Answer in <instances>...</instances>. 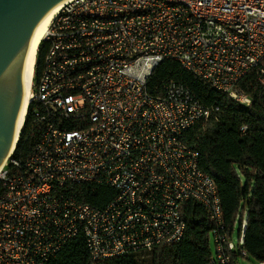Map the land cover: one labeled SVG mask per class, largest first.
<instances>
[{"label": "built area", "instance_id": "2783aa9c", "mask_svg": "<svg viewBox=\"0 0 264 264\" xmlns=\"http://www.w3.org/2000/svg\"><path fill=\"white\" fill-rule=\"evenodd\" d=\"M39 46L30 103L41 132L0 168V264H46L80 232L93 261L176 243L188 200L211 222L210 264H231L214 181L185 136L218 107L148 81L170 59L250 106L239 81L257 68L264 88V0H70ZM85 183L116 193L96 206Z\"/></svg>", "mask_w": 264, "mask_h": 264}, {"label": "trees", "instance_id": "16d2710c", "mask_svg": "<svg viewBox=\"0 0 264 264\" xmlns=\"http://www.w3.org/2000/svg\"><path fill=\"white\" fill-rule=\"evenodd\" d=\"M44 50L39 46L36 71ZM259 67H264V57ZM256 71L257 68L249 70L239 81V87L252 100L250 106L215 90L170 59L160 62L148 81V85L160 87L174 80L205 106L218 107L204 124L192 126L185 136L199 145L198 165L214 181L229 240L238 226L236 248L229 243L226 246L231 264H240V258L247 256L264 263V88L256 81ZM34 105H28L12 157L26 158L41 132L40 124L34 122ZM77 125L70 128H79ZM242 125L246 126L244 132L240 131ZM83 187V200L96 206H104L116 193L104 184L85 183ZM180 214L185 222L181 240L154 246L149 264H210L211 222L205 210L198 201L188 200L182 204ZM138 259V255L129 253L93 261L80 232L46 264H139Z\"/></svg>", "mask_w": 264, "mask_h": 264}, {"label": "water", "instance_id": "95a60500", "mask_svg": "<svg viewBox=\"0 0 264 264\" xmlns=\"http://www.w3.org/2000/svg\"><path fill=\"white\" fill-rule=\"evenodd\" d=\"M60 1L0 0V166L13 152L32 33L41 18Z\"/></svg>", "mask_w": 264, "mask_h": 264}, {"label": "bare ground", "instance_id": "6f19581e", "mask_svg": "<svg viewBox=\"0 0 264 264\" xmlns=\"http://www.w3.org/2000/svg\"><path fill=\"white\" fill-rule=\"evenodd\" d=\"M70 0H61L56 5H54L38 22L31 36V40L29 42L27 51H26V59H25V71H24V92L22 97V106L18 115V119L15 126V133L12 143L11 150H14L16 146V142L18 140L20 130L24 123V119L27 113L28 104L31 99V85L32 79L34 75V68L36 64V54L39 48V44L44 39V36L48 30V27L56 16V14L60 11L64 4L69 2ZM6 161V160H5ZM3 162V164L5 163ZM2 164V165H3ZM1 165V166H2ZM0 166V168H1Z\"/></svg>", "mask_w": 264, "mask_h": 264}, {"label": "rangeland", "instance_id": "374dc122", "mask_svg": "<svg viewBox=\"0 0 264 264\" xmlns=\"http://www.w3.org/2000/svg\"><path fill=\"white\" fill-rule=\"evenodd\" d=\"M238 244V226L234 229L231 239L229 241V245L232 249H235ZM210 249L213 252V243L210 239ZM151 251H145V252H140L138 254V263L139 264H149V255ZM240 264H264V263H258L256 260L249 258L248 256L245 258H240L239 260Z\"/></svg>", "mask_w": 264, "mask_h": 264}]
</instances>
